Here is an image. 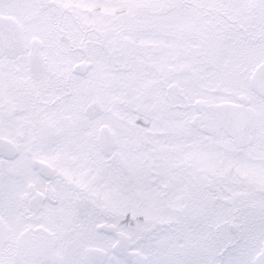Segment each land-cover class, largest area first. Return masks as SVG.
Masks as SVG:
<instances>
[{"label": "snow or ice", "instance_id": "obj_1", "mask_svg": "<svg viewBox=\"0 0 264 264\" xmlns=\"http://www.w3.org/2000/svg\"><path fill=\"white\" fill-rule=\"evenodd\" d=\"M0 264H264V0H0Z\"/></svg>", "mask_w": 264, "mask_h": 264}]
</instances>
